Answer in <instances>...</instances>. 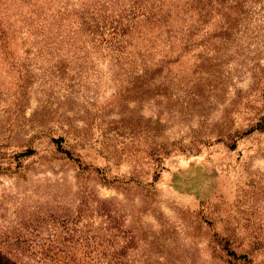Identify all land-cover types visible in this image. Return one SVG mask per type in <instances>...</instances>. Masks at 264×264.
Here are the masks:
<instances>
[{
  "label": "rangeland",
  "instance_id": "rangeland-1",
  "mask_svg": "<svg viewBox=\"0 0 264 264\" xmlns=\"http://www.w3.org/2000/svg\"><path fill=\"white\" fill-rule=\"evenodd\" d=\"M153 4L0 0V255L264 264V0Z\"/></svg>",
  "mask_w": 264,
  "mask_h": 264
},
{
  "label": "trees",
  "instance_id": "trees-1",
  "mask_svg": "<svg viewBox=\"0 0 264 264\" xmlns=\"http://www.w3.org/2000/svg\"><path fill=\"white\" fill-rule=\"evenodd\" d=\"M153 3L154 0H128L129 7L128 9H126V13L123 16L125 18L122 21L114 20L116 26H112V19L108 23L110 25V28L112 29V33L117 36L116 38L122 39L126 36V34L131 32L135 26V19L137 17H140L145 24L146 22L148 23L146 24V26H153L152 29L156 27L164 28L165 32L168 35V38L170 39V37L172 36V30L168 26L169 14L164 13L161 8L155 7ZM154 10H157V12H154ZM121 17L122 16H119V18ZM81 21L83 22V24H88L85 18H82ZM95 22L97 21L92 19V23ZM7 33L8 32L5 31V28L2 26V23L0 21V39L2 40L6 38ZM120 42L121 41H119L118 43ZM66 241L68 240H64L65 243ZM54 244V242L48 244L47 249L44 250L43 253L39 255L27 256V259L33 260L34 262H36V264H76L69 255H65L64 251L58 249L59 246H57V244ZM0 264H21V262L16 256L12 257L7 255H0Z\"/></svg>",
  "mask_w": 264,
  "mask_h": 264
}]
</instances>
